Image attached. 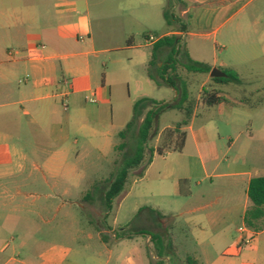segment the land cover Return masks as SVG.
I'll return each instance as SVG.
<instances>
[{
    "label": "crops",
    "instance_id": "obj_1",
    "mask_svg": "<svg viewBox=\"0 0 264 264\" xmlns=\"http://www.w3.org/2000/svg\"><path fill=\"white\" fill-rule=\"evenodd\" d=\"M138 4L145 5L146 0H0V100L5 102L3 106L13 107L0 113V144L13 139L8 127L16 129L24 117L35 132H40L55 147L48 156L47 168L51 159L65 154L79 143L77 139L73 145L71 143L69 134L72 127L88 135L92 143L100 134L96 125L105 121L112 108V88L96 61L100 54L121 49L108 47L119 39L112 31L117 15L128 12L135 22L147 16V9H138ZM166 11L187 17L196 30H189L183 22V30H179L178 23L170 30L165 29L161 18H164ZM150 19L161 32L145 33L144 44L138 45L134 44V32L130 28L126 31L127 50L143 45L153 47L162 37L176 35L181 37L189 56L209 65L211 71L214 67L223 72L230 69L226 68L225 62L217 65L214 59V64H208L195 56L190 41L200 40L203 46L213 41L220 51L229 52L235 59L264 58V0H157ZM95 21L99 23L98 28H95ZM121 29H124V25ZM150 36L155 38L154 42L148 41ZM38 45L45 48H37ZM193 45L197 50L199 44ZM167 53L162 50L161 60L166 59ZM129 60L133 61V58ZM210 73L190 74L194 79H201L203 85L208 84L206 90L217 91L219 97H227L232 82L215 83ZM142 81L145 82L144 77ZM187 83L195 98L190 81ZM167 88L171 91H166L163 98H156L152 94H143L142 97L173 101L177 93L173 88ZM234 95V104L245 100L241 97L238 101L236 97L239 95L235 90ZM91 98L95 102H91ZM57 102L67 111L62 124L56 123ZM215 107L223 109L225 102L208 106L204 99L202 102L196 100L193 117L187 125L179 128L186 134L181 151L174 150L179 139L178 134L171 131L183 120V113L178 111L179 119L160 129L152 161L146 168V177L155 180L162 196L175 199L186 196L187 202H192L185 212L191 216L185 220L183 227L192 233L200 248L199 256L195 257L198 264H264V226L262 230L254 231L244 221L246 211L251 206L248 189L251 179L255 177L252 170L226 169L219 172L220 153L214 138L208 134L207 124L195 128L201 113ZM229 140L228 148L231 149L234 140ZM190 145L193 152L186 155ZM159 147L164 150L162 155L157 153ZM10 148V157L26 158L15 144ZM84 148L87 151L89 146L84 145ZM80 154V149H77L76 155ZM194 155L199 162L198 169H194ZM208 160L216 163L215 169H208ZM34 167L36 169L24 181L31 179L35 171L42 170L38 169L37 163H34ZM18 168L8 172L0 170V208L5 207L11 193L7 179L13 180L16 195H23V183L15 179L17 174L24 171L20 162ZM194 176L199 177L196 178L197 191H193L189 185ZM227 177L233 180L224 181L219 187L221 191L214 192V178ZM206 179L211 184L203 187ZM242 183L245 184L244 189L240 187ZM184 184L185 190L182 187ZM86 204L79 202L83 210ZM62 213L63 222L66 223L62 226L63 232L69 234L70 223L76 218L70 209ZM108 216L105 212V222ZM166 220L159 207L151 209L140 217L143 227L135 230L160 234L153 228L166 227ZM90 227L93 230L86 233L88 244L84 248L73 249L53 244L40 254L36 264H148L147 248L152 246L150 236L117 237V232L126 231L130 223L121 226L115 216L104 228H98L93 222ZM248 238L252 239L251 244H245ZM6 246L8 243H3V249Z\"/></svg>",
    "mask_w": 264,
    "mask_h": 264
},
{
    "label": "rangeland",
    "instance_id": "obj_2",
    "mask_svg": "<svg viewBox=\"0 0 264 264\" xmlns=\"http://www.w3.org/2000/svg\"><path fill=\"white\" fill-rule=\"evenodd\" d=\"M156 2L157 0H146L145 5L138 4V9L146 8L148 13L145 18H139V22H135L133 16L126 12L117 15V20L112 24V31L119 39L108 47L121 49L100 54L96 61L99 70L106 75L108 84L112 88V108L105 121L96 125L100 134L92 143L88 135L72 127L69 134L71 143L73 145L76 139L79 143L74 144L65 154L51 159L50 167L47 168L48 156L55 150L53 143L45 139L40 132H35L26 117L22 118L21 125L16 129L8 127L13 139L0 144V170L8 172L19 169V162L22 164L21 169L24 171L22 174H17L15 179L23 183V195H16L13 180H6L10 182L8 188L11 193L5 207L0 208V264H22V262L36 264L40 254L53 244L69 246L73 249L84 248L88 244L86 233L92 229L90 224L93 222L98 228H104L115 216L118 217L121 226L130 223L127 232L134 231L143 227L140 217L158 207L167 219L164 222L166 227L153 229L163 237L165 248L163 255L158 256L152 242L151 248H147L148 264H187L188 256L194 258L199 256L200 248L196 245L192 233L183 227L185 220L191 216L185 212L188 204L192 202L188 203L186 196L177 199L162 196L155 180L150 176L146 177L148 159L139 167L130 170L125 188L114 200L106 222L103 217L106 212L104 193L124 159L134 153L132 140L128 141V146L123 151L117 148L122 143V139L118 136L119 132L124 130L131 120L134 103L142 98L143 94L163 98L166 91H171L166 86L159 88L149 79L150 71L156 73L154 68L149 69L148 64L152 47L143 45L131 50L126 49V31L130 28L134 32V44L138 45L144 44L145 33L161 32L150 19V13ZM173 15L175 20L171 25L166 22L165 17L161 18L165 29L170 30L178 23L179 30H183L184 23L189 30H196L187 17L182 18L180 13ZM123 25L124 29H121ZM97 26L99 27V23L95 21V28H98ZM224 30L225 28L222 32ZM196 43L199 44L197 50L193 45ZM207 44L208 46H203L200 40H193L190 41V48L195 56L206 60L208 64H214V59L217 65L225 62L226 68L237 73L242 82H232L229 86L231 91L227 93V97L223 96L225 107L223 109L215 107L210 111L202 112L196 120L195 128L201 127L200 124H207L208 134L214 138L220 153L219 172L227 171L226 169H251L253 176H264V58L235 59L229 52L220 51L213 41ZM164 51L168 52V49ZM129 58H133V61ZM144 60L146 63H143ZM179 74L190 81L195 99L202 102L204 89L208 84L203 85L201 79H194L193 75L183 67L179 68ZM143 77L145 82L142 81ZM234 90L239 95L236 97L238 101L241 97L245 98L243 102L234 104ZM57 103L56 123L62 124L67 111H64L61 103ZM3 104L5 102L0 100V113L13 108ZM69 107L71 111L72 108ZM17 109L20 107L17 106ZM178 119L177 110L163 113L149 147H155L156 137L161 128ZM229 138L234 140L231 149L228 148ZM12 144L26 155L25 159L10 157ZM84 145L89 146L87 151ZM77 149H80V156L76 155ZM191 149L193 148L190 145L185 152L186 155L192 154ZM147 153L148 157L150 152ZM193 161L196 163L194 169H198V159ZM34 163H37L38 169L42 170L35 171L31 179L24 181L29 173L36 169ZM207 164L208 169H215L216 163L213 161L208 160ZM196 178L199 177L194 176L189 184L193 191H197ZM232 180L233 178L228 177L214 178L213 191H221L219 187L223 182ZM210 184L209 179L203 181V187ZM244 186L245 184L242 183L240 187L244 189ZM182 187L183 190L186 189L185 184ZM81 201L87 203L85 210L79 205ZM194 201L196 202L195 199ZM67 209H70L71 214L76 218V221L70 223L69 234L63 232L62 228L66 224L63 222L62 212ZM155 213L158 215V211ZM5 242L8 246L3 249Z\"/></svg>",
    "mask_w": 264,
    "mask_h": 264
},
{
    "label": "trees",
    "instance_id": "obj_3",
    "mask_svg": "<svg viewBox=\"0 0 264 264\" xmlns=\"http://www.w3.org/2000/svg\"><path fill=\"white\" fill-rule=\"evenodd\" d=\"M164 17L166 22L171 25L175 17L170 12H165ZM179 21V19H177ZM183 29L185 25L183 24ZM163 49H168L166 59L161 60V52ZM162 64L159 66V63ZM183 67L189 73L209 74L211 67L205 63L195 61L186 50L185 44L181 37L172 35L165 36L159 39L152 47V56L149 62V69L154 68L155 74L149 72V77L158 86H167L173 88L177 96L173 101H157L150 97H142L133 105V115L127 123L126 128L119 132V137L122 143L118 145V149L123 151L128 146V141L132 140L134 145V153L124 159L119 167L116 175L110 182L108 189L104 193V204L109 215L113 207L114 200L124 190L128 181L131 169L142 165L146 159V164L152 161L155 149L149 147V142L154 136L160 116L169 110H177L183 113L184 119L175 125L172 133L178 134V141L174 150L181 151L185 142V132H181L179 128L189 123L193 117L196 106V99L190 92L187 81L179 74V68ZM226 77L211 78L215 83H241L242 80L237 73L224 70ZM205 104L215 106L224 101L223 97H219L217 91H209L205 89L204 97ZM150 155L147 157L148 153ZM157 153L162 155L163 148H158ZM88 196V195H87ZM248 197L251 206L246 211L244 221L245 225L254 231L262 230L264 226V176H258L251 179L248 189ZM148 235L155 245L158 256H162L165 248V241L160 234L152 233L147 230L123 231L117 232V237ZM187 264H198V261L192 257H187Z\"/></svg>",
    "mask_w": 264,
    "mask_h": 264
},
{
    "label": "water",
    "instance_id": "obj_4",
    "mask_svg": "<svg viewBox=\"0 0 264 264\" xmlns=\"http://www.w3.org/2000/svg\"><path fill=\"white\" fill-rule=\"evenodd\" d=\"M227 74L223 72L221 69L218 67H214L210 73L211 78H219V77H226Z\"/></svg>",
    "mask_w": 264,
    "mask_h": 264
},
{
    "label": "built area",
    "instance_id": "obj_5",
    "mask_svg": "<svg viewBox=\"0 0 264 264\" xmlns=\"http://www.w3.org/2000/svg\"><path fill=\"white\" fill-rule=\"evenodd\" d=\"M149 42H154L155 41V38L153 36H150L149 39H148ZM37 48H40V49H44L45 46L44 45H38ZM91 102H95V99L94 98H91L89 99ZM67 102V101H66ZM65 102V105L67 106ZM252 243V239L248 238L245 240V244H251Z\"/></svg>",
    "mask_w": 264,
    "mask_h": 264
}]
</instances>
